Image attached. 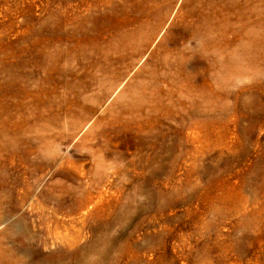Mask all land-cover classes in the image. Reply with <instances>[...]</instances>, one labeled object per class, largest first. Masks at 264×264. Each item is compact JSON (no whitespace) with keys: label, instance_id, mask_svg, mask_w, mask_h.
Wrapping results in <instances>:
<instances>
[{"label":"rangeland","instance_id":"rangeland-1","mask_svg":"<svg viewBox=\"0 0 264 264\" xmlns=\"http://www.w3.org/2000/svg\"><path fill=\"white\" fill-rule=\"evenodd\" d=\"M0 264H264V0H0Z\"/></svg>","mask_w":264,"mask_h":264}]
</instances>
